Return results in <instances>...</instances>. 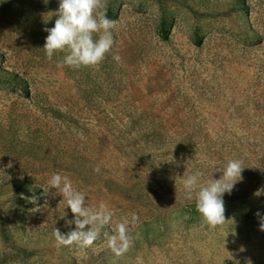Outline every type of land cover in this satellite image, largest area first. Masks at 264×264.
Listing matches in <instances>:
<instances>
[{"label":"rangeland","instance_id":"obj_1","mask_svg":"<svg viewBox=\"0 0 264 264\" xmlns=\"http://www.w3.org/2000/svg\"><path fill=\"white\" fill-rule=\"evenodd\" d=\"M58 6L0 0V264H264V0H106L115 43L79 68L43 50ZM230 159L243 179L213 227L182 177ZM53 173L112 211L105 231L139 217L123 255L56 247L75 226Z\"/></svg>","mask_w":264,"mask_h":264},{"label":"clouds","instance_id":"obj_2","mask_svg":"<svg viewBox=\"0 0 264 264\" xmlns=\"http://www.w3.org/2000/svg\"><path fill=\"white\" fill-rule=\"evenodd\" d=\"M58 5V10L54 12V26L44 29L47 32L43 46L46 56L51 59L56 52H65L60 63L73 68L102 62L115 43L112 29L116 21L107 17L106 0H58ZM113 59L119 62L121 58L114 55ZM242 165L241 160L230 159L222 169L217 170L222 173L220 178H211L206 183L199 182L202 175L199 171L184 173L182 183L187 199H195L196 209L208 225L215 227L226 222L223 196L225 193L231 194L234 186L242 181ZM94 171L98 172L99 168ZM48 186L59 190L73 214V219L67 224L75 226L66 234H62L58 228L54 229L57 248L76 245L84 249L101 237L115 256L123 255L131 247L133 237L130 233L139 221L135 213L131 214L130 220L126 217L115 222L112 231H105L113 224V213L105 204L89 206L85 194L73 187L68 176L60 173L52 174ZM49 188H43L44 192ZM261 194H264V187L255 193L256 196ZM35 199L32 197L30 202L34 203ZM255 215L259 220V230L264 232V215L259 211ZM240 251L243 252L244 248L241 247Z\"/></svg>","mask_w":264,"mask_h":264}]
</instances>
